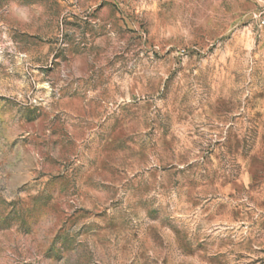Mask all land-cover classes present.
I'll return each mask as SVG.
<instances>
[{
    "label": "rangeland",
    "instance_id": "rangeland-1",
    "mask_svg": "<svg viewBox=\"0 0 264 264\" xmlns=\"http://www.w3.org/2000/svg\"><path fill=\"white\" fill-rule=\"evenodd\" d=\"M0 264H264V0H0Z\"/></svg>",
    "mask_w": 264,
    "mask_h": 264
}]
</instances>
